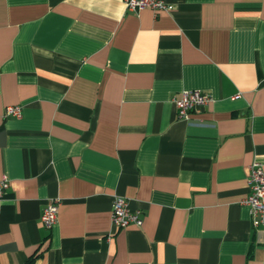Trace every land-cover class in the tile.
I'll use <instances>...</instances> for the list:
<instances>
[{
  "label": "crops",
  "instance_id": "1",
  "mask_svg": "<svg viewBox=\"0 0 264 264\" xmlns=\"http://www.w3.org/2000/svg\"><path fill=\"white\" fill-rule=\"evenodd\" d=\"M164 1L0 0V264H264V0ZM185 89L213 101L179 118Z\"/></svg>",
  "mask_w": 264,
  "mask_h": 264
},
{
  "label": "built area",
  "instance_id": "2",
  "mask_svg": "<svg viewBox=\"0 0 264 264\" xmlns=\"http://www.w3.org/2000/svg\"><path fill=\"white\" fill-rule=\"evenodd\" d=\"M128 10L139 11L146 7H151L155 11L169 10L174 5L164 0H123ZM177 115L182 119H190L191 113L195 109L208 106L212 101V95L200 89H185L174 99ZM6 115L17 118L23 116V107L20 104L8 105L5 109ZM249 194L242 199L243 203L250 206V212L258 217L256 225H264V168L259 161L252 162L248 174ZM10 185L8 176L0 177V199ZM59 204L58 201H50L44 207L41 220L46 227H52L58 221ZM112 223L116 228H125L130 225L142 226L144 223L141 210H132L129 202L122 195H115L112 207Z\"/></svg>",
  "mask_w": 264,
  "mask_h": 264
},
{
  "label": "trees",
  "instance_id": "3",
  "mask_svg": "<svg viewBox=\"0 0 264 264\" xmlns=\"http://www.w3.org/2000/svg\"><path fill=\"white\" fill-rule=\"evenodd\" d=\"M40 255L39 251H37L34 255L30 256L24 264H35Z\"/></svg>",
  "mask_w": 264,
  "mask_h": 264
}]
</instances>
